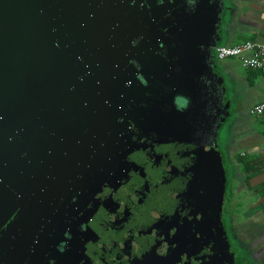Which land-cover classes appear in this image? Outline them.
<instances>
[{"label": "water", "instance_id": "1", "mask_svg": "<svg viewBox=\"0 0 264 264\" xmlns=\"http://www.w3.org/2000/svg\"><path fill=\"white\" fill-rule=\"evenodd\" d=\"M227 1L187 0V12L178 0H0V264L60 258L91 201L121 179L132 124L192 141L196 77L230 160L231 100L214 54ZM212 150L221 212L226 169Z\"/></svg>", "mask_w": 264, "mask_h": 264}, {"label": "flooded vegetation", "instance_id": "2", "mask_svg": "<svg viewBox=\"0 0 264 264\" xmlns=\"http://www.w3.org/2000/svg\"><path fill=\"white\" fill-rule=\"evenodd\" d=\"M178 1L190 11L187 0ZM214 54L217 57L216 50ZM200 80H194L202 94L191 110L194 126L183 130L192 141L172 138L158 127L140 129L132 124L136 148L127 156L121 179L106 184L95 196L82 223L66 234L60 258L53 264H233L232 259L237 264H263L264 259L249 258L237 227L231 188L237 175L231 173L222 146L216 149L218 120L201 102L204 84ZM206 113L211 115L209 121ZM211 149L222 152L226 169L221 212L217 164L208 158V153L215 155ZM233 151L232 147L228 152Z\"/></svg>", "mask_w": 264, "mask_h": 264}, {"label": "crops", "instance_id": "3", "mask_svg": "<svg viewBox=\"0 0 264 264\" xmlns=\"http://www.w3.org/2000/svg\"><path fill=\"white\" fill-rule=\"evenodd\" d=\"M226 7L219 46L264 44V0H228ZM218 63L231 100L229 147L235 151L230 159L234 154L245 155L256 168L247 187L239 165L232 163L237 171L236 204L244 201L242 213L236 215L237 227L250 251L249 258L260 262L264 259V115L255 116L252 109L264 101V72L246 69L234 58L218 59ZM242 195L245 198L239 200ZM239 250L244 252L241 246Z\"/></svg>", "mask_w": 264, "mask_h": 264}, {"label": "built area", "instance_id": "4", "mask_svg": "<svg viewBox=\"0 0 264 264\" xmlns=\"http://www.w3.org/2000/svg\"><path fill=\"white\" fill-rule=\"evenodd\" d=\"M216 55L219 60L239 59L244 68L264 72V44L246 42L235 46H219ZM252 114L264 115V101L253 107Z\"/></svg>", "mask_w": 264, "mask_h": 264}, {"label": "trees", "instance_id": "5", "mask_svg": "<svg viewBox=\"0 0 264 264\" xmlns=\"http://www.w3.org/2000/svg\"><path fill=\"white\" fill-rule=\"evenodd\" d=\"M254 71H258V70H254ZM259 72H263V71H259ZM230 161H231V163H234V164L236 163L237 165H239V167H238V168H240L239 173H241L242 175L245 176L244 177L245 178L244 183H246V185L248 187V182H249V179L251 177V174H252V172H254L256 170V168H254L253 161L251 159H249L248 157H246L245 155L243 156V155H240V154H235L234 159L230 160ZM234 175H237V171L236 170H235V174ZM236 177L237 176L233 177V184L234 185L237 184ZM234 185H232V189H233L234 195H235L236 187H233ZM245 194L246 193H244V195ZM244 195L238 196V199L239 200H243ZM235 196L233 197L235 199L234 214L237 215L238 213L239 214L242 213V211H243L242 207L244 205V201H242V202L239 201V203L236 204L237 197H235Z\"/></svg>", "mask_w": 264, "mask_h": 264}, {"label": "rangeland", "instance_id": "6", "mask_svg": "<svg viewBox=\"0 0 264 264\" xmlns=\"http://www.w3.org/2000/svg\"><path fill=\"white\" fill-rule=\"evenodd\" d=\"M227 159H228V156H227ZM227 161V164L228 165H231V173L233 174L234 172H235V170H236V167H234L233 165H232V163H231V161L230 160H226ZM238 184V183H237ZM236 184V185H237ZM232 185H234L233 184V182H232ZM234 187V186H233ZM231 188H232V186H231Z\"/></svg>", "mask_w": 264, "mask_h": 264}]
</instances>
